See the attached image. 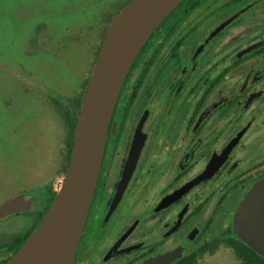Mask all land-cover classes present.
Returning <instances> with one entry per match:
<instances>
[{"label": "flooded vegetation", "instance_id": "1", "mask_svg": "<svg viewBox=\"0 0 264 264\" xmlns=\"http://www.w3.org/2000/svg\"><path fill=\"white\" fill-rule=\"evenodd\" d=\"M263 178L264 0H184L124 79L74 264L232 249L233 214ZM20 236L0 231V264Z\"/></svg>", "mask_w": 264, "mask_h": 264}, {"label": "rangeland", "instance_id": "2", "mask_svg": "<svg viewBox=\"0 0 264 264\" xmlns=\"http://www.w3.org/2000/svg\"><path fill=\"white\" fill-rule=\"evenodd\" d=\"M128 1L0 0V205L18 194L32 198L0 218V231H30L58 190L64 172L55 174V162L65 163L66 131L49 101L78 109L77 118L107 24ZM197 264L240 261L222 249Z\"/></svg>", "mask_w": 264, "mask_h": 264}, {"label": "water", "instance_id": "3", "mask_svg": "<svg viewBox=\"0 0 264 264\" xmlns=\"http://www.w3.org/2000/svg\"><path fill=\"white\" fill-rule=\"evenodd\" d=\"M183 1L129 0L111 17L80 102L63 179L39 222L5 264H74L124 79L154 30ZM31 201L23 195L11 198L0 205V217L27 209ZM232 223L236 236L264 257V178L239 202Z\"/></svg>", "mask_w": 264, "mask_h": 264}, {"label": "trees", "instance_id": "4", "mask_svg": "<svg viewBox=\"0 0 264 264\" xmlns=\"http://www.w3.org/2000/svg\"><path fill=\"white\" fill-rule=\"evenodd\" d=\"M75 105H76V108H78L80 105V100H79V102L76 101ZM62 109H63V115L65 117L66 123H67L68 128H69V133H68V136L66 138V145H67L66 161L67 162H66V165H65L64 170H63V172L65 173L67 165H68L69 157H70L72 143H73V134H74V128H75V124H76V120H77L76 114H77L78 109L76 110V113H74V110L70 107V105H68V106L62 105ZM55 193L56 192L51 194L52 196L50 197V201H49L46 209L48 208L52 199L54 198ZM43 214L44 213H42V215L39 217L36 224L39 222V220L41 219ZM34 227H35V225L30 229V231H28L25 234L20 236V241L16 245V248L20 247V245L24 242V240L27 238V236L30 234V232L33 230ZM232 250L235 253L236 257L239 259L240 264H264V257L261 256L260 254H258L257 252H255L252 248H250L247 244H245L242 241H238V243L234 244L232 246Z\"/></svg>", "mask_w": 264, "mask_h": 264}, {"label": "crops", "instance_id": "5", "mask_svg": "<svg viewBox=\"0 0 264 264\" xmlns=\"http://www.w3.org/2000/svg\"><path fill=\"white\" fill-rule=\"evenodd\" d=\"M50 104L54 107V109L56 110V112L58 113V115L56 116L57 119H61L64 123V128H65V131H66V136L63 140V145H62V149L64 148L65 151L67 150V145H66V138L68 136V133H69V128H68V125L66 123V120H65V117L63 115V109H62V104L54 99H50ZM63 152V150H62ZM66 154H65V163L64 165H62L61 161L60 163L57 161L56 159V162H55V165H56V168H55V174H57L59 171L64 170V167L66 165ZM51 186L53 187L54 184H53V181L51 180L49 183H48V189L50 190L51 189ZM55 191H54V187L51 189V193L50 194H53ZM19 195H23V194H18L16 196H19ZM15 196V197H16ZM24 196V195H23Z\"/></svg>", "mask_w": 264, "mask_h": 264}]
</instances>
